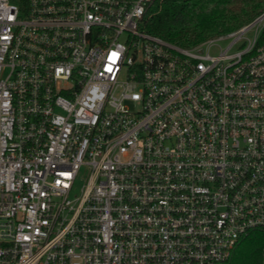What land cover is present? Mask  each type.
Returning <instances> with one entry per match:
<instances>
[{
    "label": "built area",
    "instance_id": "built-area-1",
    "mask_svg": "<svg viewBox=\"0 0 264 264\" xmlns=\"http://www.w3.org/2000/svg\"><path fill=\"white\" fill-rule=\"evenodd\" d=\"M155 1L0 0V264H233L264 229V11L183 46Z\"/></svg>",
    "mask_w": 264,
    "mask_h": 264
},
{
    "label": "trees",
    "instance_id": "trees-1",
    "mask_svg": "<svg viewBox=\"0 0 264 264\" xmlns=\"http://www.w3.org/2000/svg\"><path fill=\"white\" fill-rule=\"evenodd\" d=\"M264 11V0H157L143 27L183 46L227 34ZM264 229L251 232L236 247L233 264H261Z\"/></svg>",
    "mask_w": 264,
    "mask_h": 264
},
{
    "label": "rangeland",
    "instance_id": "rangeland-1",
    "mask_svg": "<svg viewBox=\"0 0 264 264\" xmlns=\"http://www.w3.org/2000/svg\"><path fill=\"white\" fill-rule=\"evenodd\" d=\"M219 35V34H218ZM218 35H214V36H212V37H215V36H218ZM210 38V37H209ZM222 46H225L226 44H227V41H223L222 43Z\"/></svg>",
    "mask_w": 264,
    "mask_h": 264
}]
</instances>
